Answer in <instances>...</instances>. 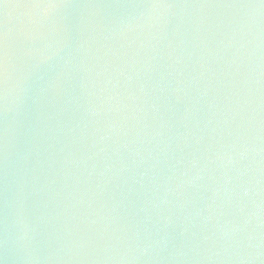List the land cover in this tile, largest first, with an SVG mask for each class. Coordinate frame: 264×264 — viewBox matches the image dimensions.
I'll return each mask as SVG.
<instances>
[{
  "label": "water",
  "instance_id": "95a60500",
  "mask_svg": "<svg viewBox=\"0 0 264 264\" xmlns=\"http://www.w3.org/2000/svg\"><path fill=\"white\" fill-rule=\"evenodd\" d=\"M0 264H264V0H0Z\"/></svg>",
  "mask_w": 264,
  "mask_h": 264
}]
</instances>
